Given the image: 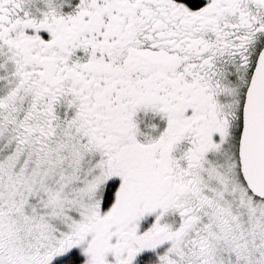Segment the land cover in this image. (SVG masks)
<instances>
[{
    "label": "snow or ice",
    "instance_id": "6c2138e0",
    "mask_svg": "<svg viewBox=\"0 0 264 264\" xmlns=\"http://www.w3.org/2000/svg\"><path fill=\"white\" fill-rule=\"evenodd\" d=\"M0 264H264V0H0Z\"/></svg>",
    "mask_w": 264,
    "mask_h": 264
}]
</instances>
